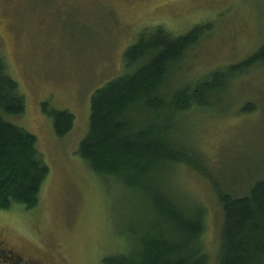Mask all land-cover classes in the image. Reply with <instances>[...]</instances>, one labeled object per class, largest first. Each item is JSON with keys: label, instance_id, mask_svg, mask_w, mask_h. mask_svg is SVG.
I'll return each mask as SVG.
<instances>
[{"label": "rangeland", "instance_id": "1", "mask_svg": "<svg viewBox=\"0 0 264 264\" xmlns=\"http://www.w3.org/2000/svg\"><path fill=\"white\" fill-rule=\"evenodd\" d=\"M158 25L174 36L204 27L171 71L169 94L254 55L264 44V0H0V56L25 102L22 114L2 116L36 137L49 168L36 207L0 210V264H104L149 219L139 194L96 175L77 150L92 94L124 74L126 50ZM209 100L179 115L174 141L203 155L211 176L241 195L264 178V64ZM50 110L74 117L62 137ZM172 171L160 177L164 190L180 206L205 207L202 245L206 264H216L222 214L210 181L185 165Z\"/></svg>", "mask_w": 264, "mask_h": 264}, {"label": "trees", "instance_id": "2", "mask_svg": "<svg viewBox=\"0 0 264 264\" xmlns=\"http://www.w3.org/2000/svg\"><path fill=\"white\" fill-rule=\"evenodd\" d=\"M203 28L194 27L181 36L161 25L143 29L124 54V74L90 98L89 127L77 153L96 175L120 182L132 195L139 194L149 217L143 228L127 231V248L105 258L104 264L207 263L202 245L205 207L180 206L160 179L176 165L207 178L221 207L216 264H264V178L236 195L211 176L203 155L173 138L180 114L210 105V96L228 82L264 64L263 44L241 63L164 93L171 71L199 40ZM24 108V97L0 56V210L14 203L26 209L36 207L49 173L36 150V137L2 116L20 115ZM48 114L57 136L71 129L74 117L70 112L50 110Z\"/></svg>", "mask_w": 264, "mask_h": 264}, {"label": "flooded vegetation", "instance_id": "3", "mask_svg": "<svg viewBox=\"0 0 264 264\" xmlns=\"http://www.w3.org/2000/svg\"><path fill=\"white\" fill-rule=\"evenodd\" d=\"M1 244H2V242H0V245H1ZM18 260H20V259L17 257V258H16V262H14V263L17 264V263H18ZM14 263H13V264H14Z\"/></svg>", "mask_w": 264, "mask_h": 264}]
</instances>
